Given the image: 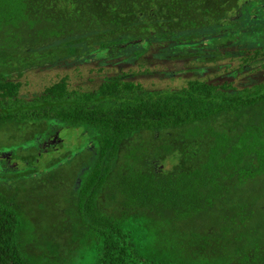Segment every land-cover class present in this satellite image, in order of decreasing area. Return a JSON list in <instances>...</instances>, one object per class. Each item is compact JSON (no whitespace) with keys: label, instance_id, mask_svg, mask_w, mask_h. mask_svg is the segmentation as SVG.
I'll return each instance as SVG.
<instances>
[{"label":"trees","instance_id":"1","mask_svg":"<svg viewBox=\"0 0 264 264\" xmlns=\"http://www.w3.org/2000/svg\"><path fill=\"white\" fill-rule=\"evenodd\" d=\"M153 49L260 77L149 90L138 65L20 96L32 69ZM61 130L90 146L42 151ZM32 207L70 227L36 228ZM78 236L92 264H264V0H0V264H67Z\"/></svg>","mask_w":264,"mask_h":264},{"label":"rangeland","instance_id":"2","mask_svg":"<svg viewBox=\"0 0 264 264\" xmlns=\"http://www.w3.org/2000/svg\"><path fill=\"white\" fill-rule=\"evenodd\" d=\"M128 52H130L129 49ZM232 52L236 53L235 50ZM158 53L159 52H157V50L154 51L153 49L148 55H145L143 59L137 61L136 63L134 62V58L127 63H122V59L120 58L112 60L108 57L103 60L102 58L93 56L94 53H92V55L89 56L88 61H83L81 59L66 60V62H62L61 64L48 69H32L27 71L24 76L18 80L21 83L20 96L24 99H29L34 95L41 93L46 87L52 85L54 82H57L62 77H67L69 90H93L96 89L103 77L114 76L121 72H127L128 74H131L132 72H136L135 74L139 73L136 71L139 69L136 67L138 65H144L145 67L150 68L151 71L153 70L154 73L150 76H145L144 78H141L139 75L136 77H132L133 75H131L130 78L141 81L149 90L180 87L185 85L186 81L193 78L205 79L215 83L232 80L238 88H242V86L255 83V81L260 77L259 75L255 77L256 79L252 77L250 82L248 80L249 77L245 76H241L240 79L235 80L236 77H233L230 73L223 71L222 66L228 64L226 62L218 63V65L203 64L198 62L193 65L187 64V61H190L189 58L186 60L173 61L171 58L176 56L178 53L169 52L164 57H160L162 59L155 57ZM98 54L99 52H97V55ZM230 57L234 56L231 55ZM228 66L230 65L228 64ZM230 67L234 68L232 67V64ZM87 139L88 138H85L79 130H61L51 139L42 142L40 147L42 151H46L49 147L53 149L56 148V151L53 154L60 156V154L65 153V149L73 148L81 142H83L81 144H84L85 146H90L89 143H86ZM170 164V162H167L164 167L168 169L171 167ZM32 200H34V198H32ZM32 212V214H28L30 223H32L36 228H40L53 221L57 229L53 231L56 236L59 235L61 230H66L70 227L64 223L65 227L61 228L63 219L68 216L67 214L65 216V214L62 213L61 207L57 209L55 214L49 209L39 210L35 207H32ZM153 230L151 231L153 232ZM149 237L150 236L147 234L143 241H150ZM37 238H42V235L40 234ZM77 240L76 247L68 245V250H64L65 245L62 246L61 253H64V255L67 253L70 254V257L67 259V264H92V242L87 241L83 244L84 242L82 243L79 236ZM28 248V250L32 249V251L36 253L41 252V250L38 249V245L35 243L31 244Z\"/></svg>","mask_w":264,"mask_h":264}]
</instances>
